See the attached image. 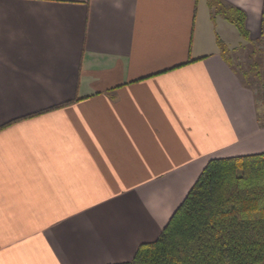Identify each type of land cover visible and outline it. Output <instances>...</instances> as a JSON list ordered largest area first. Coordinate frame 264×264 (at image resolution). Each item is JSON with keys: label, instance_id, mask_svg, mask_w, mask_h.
I'll return each instance as SVG.
<instances>
[{"label": "crops", "instance_id": "obj_1", "mask_svg": "<svg viewBox=\"0 0 264 264\" xmlns=\"http://www.w3.org/2000/svg\"><path fill=\"white\" fill-rule=\"evenodd\" d=\"M220 1L264 41V0ZM218 39L250 42L209 0H0V264L130 261L211 159L264 152Z\"/></svg>", "mask_w": 264, "mask_h": 264}, {"label": "trees", "instance_id": "obj_2", "mask_svg": "<svg viewBox=\"0 0 264 264\" xmlns=\"http://www.w3.org/2000/svg\"><path fill=\"white\" fill-rule=\"evenodd\" d=\"M209 2L250 41L242 10ZM112 264H264V152L211 159L159 237Z\"/></svg>", "mask_w": 264, "mask_h": 264}, {"label": "rangeland", "instance_id": "obj_3", "mask_svg": "<svg viewBox=\"0 0 264 264\" xmlns=\"http://www.w3.org/2000/svg\"><path fill=\"white\" fill-rule=\"evenodd\" d=\"M232 58L239 72L254 85L257 103L264 119V41L246 42L239 45L234 50Z\"/></svg>", "mask_w": 264, "mask_h": 264}]
</instances>
